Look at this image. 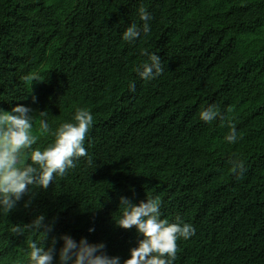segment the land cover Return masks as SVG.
I'll return each instance as SVG.
<instances>
[{"label": "trees", "instance_id": "obj_1", "mask_svg": "<svg viewBox=\"0 0 264 264\" xmlns=\"http://www.w3.org/2000/svg\"><path fill=\"white\" fill-rule=\"evenodd\" d=\"M84 4L92 6L89 12ZM141 4L152 16L151 31L129 44L122 32L141 23ZM142 48L163 62V73L150 82L135 73L147 59ZM32 76L42 81L30 84ZM130 80L135 91H129ZM18 104L33 114L46 111L40 118L53 130L76 108H88L94 124L85 145L94 162L81 158L47 190L33 189L0 214V264H26L31 242L47 248L55 239L58 249L62 241L54 237L65 234L103 242L107 254L122 260L141 237L111 223L120 202L108 205L113 184L129 199L139 182L151 180L149 167L181 160L213 185L192 198L223 203L199 213L190 198L178 201L173 213L156 189L161 218L179 217L196 229L177 243L174 264H264V0H0V109ZM209 105L236 125L242 139L235 145L224 141L229 128L223 122L199 120ZM167 121L173 125L168 139L159 134ZM37 129L34 124L33 147L43 148L52 137ZM233 157L244 161L242 176L229 170ZM38 214L51 225L44 238L13 231Z\"/></svg>", "mask_w": 264, "mask_h": 264}, {"label": "clouds", "instance_id": "obj_2", "mask_svg": "<svg viewBox=\"0 0 264 264\" xmlns=\"http://www.w3.org/2000/svg\"><path fill=\"white\" fill-rule=\"evenodd\" d=\"M98 1V0H94ZM92 6L84 4L83 11H88ZM136 14L140 24L135 22L128 25L122 32V40L129 44L135 43L141 36H147L151 31L150 21L152 16L147 8L141 4ZM140 55L147 57L145 61L135 67L136 75L145 82H150L159 77L163 71V62L157 52L140 49ZM30 84L33 80L42 81L37 76L27 77ZM129 91H135V80L128 82ZM61 89L54 94H58ZM25 98V97H24ZM142 98L137 93V100ZM126 100V98L124 99ZM32 102L36 97L32 96ZM46 111L33 114V109L18 104L5 111L0 109V214H8L21 199L31 193L33 189L47 190L57 178H63L70 170L74 169L81 158L86 159L89 165L93 164L86 137L94 124V117L86 107L76 108L70 121L59 124L53 130L46 118ZM200 121L211 125L220 120L229 128L224 141L235 145L242 136L237 133L236 125L231 120H226L219 106L209 105L198 114ZM34 124H38L40 136L50 135L51 141L43 148L33 147L37 144L38 135L34 131ZM168 121L163 123L159 134L168 139ZM229 170L234 176H242L246 166L242 159L233 157L229 161ZM150 168L151 180L144 185L139 182L140 189L132 190L127 197H119L118 184H113V190L108 200H119V216L111 223L122 229H135L141 237L136 246L132 247L121 260L119 256H112L105 251L103 242L90 243L86 238L79 241L70 235L56 236L60 238L62 246L56 248V240L51 246L45 248L41 243L31 242L27 253L26 264H174L177 259L178 245L189 240L195 235V227L177 217L170 222L162 219L161 202L156 198L157 188L162 190V200H166L174 213L178 209V201H184L199 213L212 205V208L221 201H197L192 194L200 189L213 186L208 178H202L200 171H196L186 161H177L160 167L159 162ZM212 168V167H211ZM218 178L220 175L213 170ZM167 177L169 183L162 185L160 178ZM31 201H25V207ZM243 206L247 208L246 201ZM237 211V215L238 210ZM91 224V223H90ZM239 227L238 226L236 228ZM94 228H89L93 232ZM16 234L23 235L27 232L40 233L44 238L51 231V225L45 223V216L38 214L28 224L16 225L13 228ZM130 233V231L128 232ZM182 240V241H181ZM120 250L124 249L121 246ZM128 257V258H127ZM127 258V259H126Z\"/></svg>", "mask_w": 264, "mask_h": 264}]
</instances>
